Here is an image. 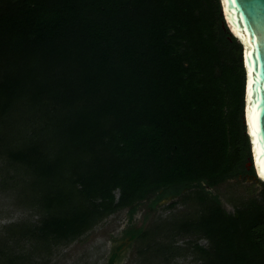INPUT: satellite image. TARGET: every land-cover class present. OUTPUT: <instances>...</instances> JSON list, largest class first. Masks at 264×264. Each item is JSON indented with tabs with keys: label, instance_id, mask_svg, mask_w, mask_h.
Wrapping results in <instances>:
<instances>
[{
	"label": "trees",
	"instance_id": "obj_1",
	"mask_svg": "<svg viewBox=\"0 0 264 264\" xmlns=\"http://www.w3.org/2000/svg\"><path fill=\"white\" fill-rule=\"evenodd\" d=\"M245 85L220 0H0V189L32 212L1 231L0 264H49L110 216L176 197L195 211L127 231L150 264H264V190L233 212L214 192L257 178ZM178 235L194 237L185 253Z\"/></svg>",
	"mask_w": 264,
	"mask_h": 264
},
{
	"label": "rangeland",
	"instance_id": "obj_2",
	"mask_svg": "<svg viewBox=\"0 0 264 264\" xmlns=\"http://www.w3.org/2000/svg\"><path fill=\"white\" fill-rule=\"evenodd\" d=\"M263 190L264 185L258 178H240L223 183L214 192L221 196L225 207L233 212L234 207L229 202V199L241 198L247 200L251 197H258ZM165 205L166 203L161 204L152 216L148 211V207L142 206L135 215L133 225L144 226L145 229L152 227L154 230L156 225L161 224L165 219L168 221V217L172 219L174 216H189L195 211L194 206L189 204H180L174 210H169ZM31 215L32 212L27 207L22 206L13 193L0 189V233L12 223L29 220ZM33 218L35 219L36 217ZM161 219L163 220L161 221ZM130 222L127 210L110 216L78 240L55 248L49 264H109V258L113 252L119 254L113 264H147L149 263L148 260L157 263L162 261L160 258L157 259L159 256L156 251L155 253L151 251V254L141 255L140 250H144V243L138 241L135 243L129 242L125 231L132 226ZM164 238L160 237L158 239V245L152 244L153 246L157 245L155 247L156 250H158L160 244L166 243V238ZM193 238L191 236H179L172 238V241L179 253H185L186 248L190 246L188 241ZM199 243L200 245H207L205 240H201ZM172 264H200V262L195 260L193 253H188V255H180L175 258Z\"/></svg>",
	"mask_w": 264,
	"mask_h": 264
},
{
	"label": "water",
	"instance_id": "obj_3",
	"mask_svg": "<svg viewBox=\"0 0 264 264\" xmlns=\"http://www.w3.org/2000/svg\"><path fill=\"white\" fill-rule=\"evenodd\" d=\"M220 2L225 23L243 49L245 126L252 157L248 166L254 165L264 185V0Z\"/></svg>",
	"mask_w": 264,
	"mask_h": 264
},
{
	"label": "flooded vegetation",
	"instance_id": "obj_4",
	"mask_svg": "<svg viewBox=\"0 0 264 264\" xmlns=\"http://www.w3.org/2000/svg\"><path fill=\"white\" fill-rule=\"evenodd\" d=\"M152 201H153V199H151V200H147V201H145V202H143L142 203V205L140 206V208L142 207V206H147L148 207V211L150 212V214H151V216L157 211V209L161 206V204H165L166 203V207H168V206H170L171 204H173L174 202H178L179 201V198L178 197H176V198H168V199H165V200H162L158 205H157V209L156 210H152L151 209V203H152ZM179 204H176V206H174L173 208H168L169 210H174L175 209V207H177ZM140 210V209H139ZM138 213V212H137ZM129 214V213H128ZM134 218H135V216H134ZM134 218L132 219V221L130 220V218H129V220L131 221L130 222V224L132 225L130 228H128L126 231H125V233H126V238L129 240V242H133V243H135V241H133L130 237H128L127 236V231L129 230V229H131V228H134V229H140L142 226H135V225H133L134 224ZM182 218V216H179V217H176V216H174V218H172V219H170V217H168L167 219H168V221H166V219L162 222V223H165V224H169V223H171V222H174L175 221V219H181ZM147 220H149V219H147ZM159 220V219H158ZM163 219H161V221H162ZM160 221V220H159ZM146 222H148V221H146ZM160 224V223H159ZM149 229H152V227L151 228H149ZM176 237H179V235L178 236H176ZM122 248V247H121ZM115 256L116 257H119V254L118 253H115V252H113L112 254H111V256H110V258H109V264H113L115 261H116V259H115ZM114 258V259H113Z\"/></svg>",
	"mask_w": 264,
	"mask_h": 264
},
{
	"label": "bare ground",
	"instance_id": "obj_5",
	"mask_svg": "<svg viewBox=\"0 0 264 264\" xmlns=\"http://www.w3.org/2000/svg\"><path fill=\"white\" fill-rule=\"evenodd\" d=\"M262 176V175H261ZM263 177V176H262Z\"/></svg>",
	"mask_w": 264,
	"mask_h": 264
}]
</instances>
